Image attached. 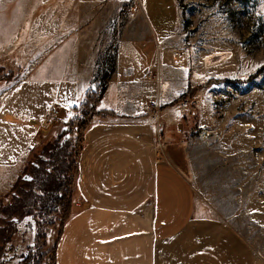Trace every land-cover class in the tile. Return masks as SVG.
Masks as SVG:
<instances>
[{"label": "rangeland", "instance_id": "374dc122", "mask_svg": "<svg viewBox=\"0 0 264 264\" xmlns=\"http://www.w3.org/2000/svg\"><path fill=\"white\" fill-rule=\"evenodd\" d=\"M127 1L137 6L140 0ZM176 3L179 26L173 36L174 53L195 78L191 88L212 82L195 93L188 88L159 109L153 101L151 123H143L149 127L140 128L151 130L150 141L158 155L163 157V150L169 149L170 157L192 186L196 214L231 225L250 247L255 264H264V0ZM105 5L80 0L78 7L84 16L80 15L74 32L80 37L78 43L59 41L70 30V26L58 24L61 19L71 21L64 0L47 2L44 39L42 30L38 34V25L26 26L25 37L31 40L15 42V56L9 58L4 56L6 43L0 42V66L14 72L11 90L0 91V122L14 120L15 115L6 114L10 110L12 114L13 101L8 93L25 103L19 109L31 111L28 164L36 161L45 145L69 139L75 148L81 147L79 155L74 151L70 159L78 158L79 162L87 130H76L75 123L82 117L81 104L87 94L98 92L101 74L106 72L103 67L110 59L102 54L105 50L112 52L114 39L126 23L124 14V20L104 16ZM93 13L98 16L85 17ZM183 95L191 96L180 101ZM184 101L186 105L180 106ZM164 114L171 118L169 132L165 124L162 126ZM66 130L70 137L64 135ZM78 162L77 171L64 179L65 202L67 198L72 200V214L81 211L77 205ZM26 177H31L30 172L22 171L20 180ZM54 217V227L46 232L49 253L43 264H54L52 254L61 229L60 216ZM28 220L23 219L20 227ZM70 226L69 236H65L79 258H85L88 233L80 219ZM32 241L29 238L21 246Z\"/></svg>", "mask_w": 264, "mask_h": 264}, {"label": "crops", "instance_id": "0c3cea01", "mask_svg": "<svg viewBox=\"0 0 264 264\" xmlns=\"http://www.w3.org/2000/svg\"><path fill=\"white\" fill-rule=\"evenodd\" d=\"M48 1L0 0L4 56H15V42L31 40L25 37L26 26L38 25V34L42 30L46 37ZM85 1L95 6L106 3L104 16L126 22L112 52L102 54L111 55L115 65L99 108L117 116L97 119L86 130L76 179L81 211L63 225L56 242V264H255L236 229L196 214L192 186L169 149L163 150V157L158 155L150 141L151 130L140 128L151 123L150 103L168 106L196 82L174 53L173 36L179 26L176 0H140L137 6L127 0ZM64 2L71 21L61 19L58 24L70 30L59 41L72 45L79 42L74 32L84 15L80 0ZM121 10L126 11L124 19ZM12 80L0 81V91L11 90ZM8 95L12 114L11 110L6 114L15 116L12 123L0 122V196L20 177L31 152V111L19 109L25 103L13 93ZM163 118V128L165 124L164 129L171 131V118L167 114ZM78 219L88 233L85 258H79L67 239L70 223Z\"/></svg>", "mask_w": 264, "mask_h": 264}, {"label": "trees", "instance_id": "16d2710c", "mask_svg": "<svg viewBox=\"0 0 264 264\" xmlns=\"http://www.w3.org/2000/svg\"><path fill=\"white\" fill-rule=\"evenodd\" d=\"M121 12L123 15L126 11L121 10ZM105 57H110L109 62L103 67L106 72L101 74L98 92L87 94L86 101L81 104L82 117L75 123L76 130L83 128L86 130L97 119L117 116L112 111L99 109L100 100L107 88V82L115 65V60L111 55H105ZM262 70H264V66ZM11 79H13V73H5L0 67V81L7 82ZM211 82L208 81L204 87L209 86ZM204 87L189 88V91L195 93L197 89ZM187 96L191 95L181 96L180 101L186 99ZM68 125L74 126L73 124ZM69 133L66 130L64 135L70 137ZM73 147L70 139L64 142L57 140L45 145L36 161L24 165L22 171L27 170L31 177L26 180H20L19 177L12 184L10 190L0 196V264L46 263V257L49 253L46 232L47 229L53 228L55 225L54 214L60 216V233L63 225L73 215L72 200L67 198L65 202L67 176L72 174L74 170L77 171L78 158L70 159L74 155V151L78 156V151L81 149V147ZM25 218H29V220L21 228L20 224ZM25 233H28L27 238ZM29 238L33 240L32 244L26 247L21 246L23 241ZM52 255L54 264H56L55 249Z\"/></svg>", "mask_w": 264, "mask_h": 264}, {"label": "built area", "instance_id": "2783aa9c", "mask_svg": "<svg viewBox=\"0 0 264 264\" xmlns=\"http://www.w3.org/2000/svg\"><path fill=\"white\" fill-rule=\"evenodd\" d=\"M93 93H97V91H94L93 90ZM186 105V102L184 101V102H182L181 104H180V106H185ZM154 106L155 107H157L158 109H159V106H156L155 104H154ZM159 116L157 115V118H158Z\"/></svg>", "mask_w": 264, "mask_h": 264}, {"label": "snow or ice", "instance_id": "6c2138e0", "mask_svg": "<svg viewBox=\"0 0 264 264\" xmlns=\"http://www.w3.org/2000/svg\"><path fill=\"white\" fill-rule=\"evenodd\" d=\"M26 179H29V178L26 177Z\"/></svg>", "mask_w": 264, "mask_h": 264}]
</instances>
